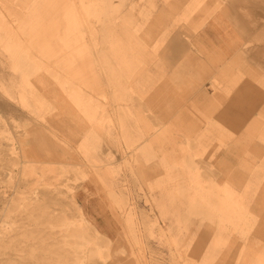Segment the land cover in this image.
Returning <instances> with one entry per match:
<instances>
[{
  "label": "rangeland",
  "instance_id": "rangeland-1",
  "mask_svg": "<svg viewBox=\"0 0 264 264\" xmlns=\"http://www.w3.org/2000/svg\"><path fill=\"white\" fill-rule=\"evenodd\" d=\"M90 1L97 13L85 19L83 4ZM36 2L24 14L18 0H0V49L16 53L9 67L10 53L0 52V99L17 111L0 108V232L14 227L19 232L5 236L10 238L30 223L29 232L9 244L19 249L15 262L0 251V264H264L260 1ZM164 12L168 25L158 24ZM74 13L80 25L73 24ZM221 18L232 32L224 46L205 49L198 34ZM151 26L158 31L153 37ZM42 62L58 71L56 80L39 75ZM203 69L209 74L197 77ZM232 110L254 112V123H241ZM28 112L43 118L37 117L38 124L47 120V129L21 115ZM95 162L109 165L112 185L99 179L106 178L105 170ZM212 162L219 171L246 176L238 204L216 198L223 182L216 183ZM153 171L157 178L150 181ZM82 187L85 221L104 240L69 230L81 220L71 197ZM37 192L54 196L60 203L52 209L72 220L42 223L40 235L35 221H41L42 203H30ZM225 201L239 215L234 221L246 226L235 228L232 218L223 217ZM162 208L172 217L166 223ZM13 220L18 223L11 226ZM63 227L66 233H55ZM30 244L43 248H26Z\"/></svg>",
  "mask_w": 264,
  "mask_h": 264
},
{
  "label": "bare ground",
  "instance_id": "bare-ground-1",
  "mask_svg": "<svg viewBox=\"0 0 264 264\" xmlns=\"http://www.w3.org/2000/svg\"><path fill=\"white\" fill-rule=\"evenodd\" d=\"M259 1H260V3L262 4V7H263L264 6V0H259ZM18 2H19L18 7H20L22 9V11L24 12V14L25 13L26 14H31L35 10L34 5L38 4V2L35 3V0H29V1L28 0H18ZM83 6H84V16H85V19H88L90 16L95 15L97 13L96 12L97 5L95 4L94 1H90L88 4L85 3V4H83ZM262 14H264V13H262ZM161 15L159 16L160 18H159V23L158 24H161L162 23L161 22V20H162ZM72 17H75V21L73 22V24L74 25H77V24L80 25L79 24V21L76 19L75 13L72 15ZM164 21H165V19H164ZM232 25H233V23H232ZM151 27H152V29L153 28L154 29L152 30L150 28L149 34H150V36L153 37L154 35H157L158 31H157V28L156 27H153V26H151ZM80 32H82V30ZM61 40H62V42H66L65 41V38H61ZM7 47L8 46H5V48L2 47V50L0 49V52L3 53L4 50H7V52L10 53L9 56L7 58H5V61H8V63H10L9 64V67L10 66L13 67L15 65L14 61L16 60V53L14 52L13 49L7 48ZM0 61H2V58L1 57H0ZM4 63H5V66L4 67H7L6 66V62H4ZM42 64L36 66L37 72H39V75L46 74V75L51 76L53 78V80H56L57 79L56 76L58 74V71L52 70L53 68H51V65H49V64L47 65V63L44 64V62H42ZM30 86H32V84H30ZM70 86H72V88L70 90L77 91V88H76V86L74 84H70ZM212 87H214V84H212ZM0 89H3L1 82H0ZM84 95H85L86 98L91 99L90 98V95L88 93L85 92ZM67 99L68 98L66 97V101H67ZM1 107H6L7 110L9 109L14 114L17 113V111H16V109H15L14 106H12L11 104H8L7 102L2 101L0 99V108ZM1 112L5 116H7V113L5 114L4 111H1ZM21 115L23 117H25L28 121H30L32 123H36V124H38L37 123V117L38 118H42L39 114H36L34 112L22 113ZM43 122H44V125H41V124H38V125H40V127H42L44 130H46L47 129L46 128V125L49 122L47 120H44ZM41 138H43V136ZM95 163H96V164H94V167L95 168H97V169L104 168V170H105V176H106V178L99 176V179L106 186L112 185L113 182L111 181V179L109 180V178L110 177L112 178L113 172L111 171L109 165H106L103 162H102V165L99 164L98 162H95ZM263 175H264V173H263ZM260 177L258 176L257 179H259ZM153 178L154 179L157 178V174L154 171L152 172L151 175H148V178L147 179L151 181V179H153ZM260 179H262V178H260ZM260 179L258 181H256L257 186H254L255 189H258V187L260 186V184H261V180ZM199 184H201V183H199ZM155 185H158L157 184V181H156V184ZM254 187H250V189L252 190V188H253V190H254ZM215 188L216 189H219L220 187L214 186V189ZM221 188H223V189H219L221 191H220L219 194H217L216 198H221V199H227L228 198L231 201H235V202L237 201V204H238V197L236 195V192L229 185H224ZM37 194L39 195V197H37L36 199H32L30 201V203L31 202H34L36 204H41L42 203V205H37V208L39 207V210L41 211V213L39 214V216H38V214H36L34 216V218H36V219H37V216H38V218L41 219V221H35L36 229H37V231H38V233L40 235L42 233V230L38 226H40L42 223H45V222H52L53 223L55 221V224L56 225H58V224L63 225L64 223H66V221L68 222V221H71L72 220L70 218L69 213L67 214L66 211H63L62 213H57V210L52 209L53 206L58 205L60 203L59 200H57L54 196L47 195L46 192H37ZM204 196H206V199H208L207 195H204ZM247 196H245L247 199L251 198L250 195H249L250 196L249 198ZM211 199L213 200L214 197H212ZM208 202H209V200H206L205 201V204L208 203ZM227 203H228V201H225L224 202V205L225 206H224V216L223 217L228 218V219H231L232 218L233 221L231 222V226H233L235 228H238L239 226H246L247 225L246 223L243 224V225H240L239 223H237L238 221H234L233 216L234 217H239V215L238 214H235L233 211L230 212L231 206H228ZM245 203L247 205V200H246ZM71 204L79 212L78 214H79V217H80L81 220H79L78 224L73 225V227H72V225L69 226V230H77V232H82V236L84 238L85 237L87 238L88 236H91L90 234H93L94 236L89 237V239L91 241H93V242L100 241L101 239L104 240L103 237L98 233V231L93 226H91L89 222H87L88 220L85 221L87 219V217L84 214V212L82 213L81 208H80L79 203H78V200H77V198H74V195H72V197H71ZM60 205H62V203ZM24 208H26V206H24ZM35 209H36V207H35ZM205 209H210V208L205 205ZM9 211H10V208H5L4 214H7ZM163 212H164V210L162 208L161 209V215H162V220H163L162 223H166L165 222V219L166 220H169L172 217H169V219H167L166 216H165V214ZM16 214L18 216L19 214H22V211L20 210V211L16 212ZM242 218H243V221H245V222L248 221V215L247 214H245V216H243ZM17 223H18V221L13 220V222H11L10 224H11V226L12 225L14 226ZM29 225H30V223H22L21 224L22 231H20V233L18 235L13 236V237H10V238L5 237V236L6 235L9 236L10 232H15V231L16 232H19L17 229H14V227H11L10 229L9 228L8 229H3L0 232V235H4V237L6 239L5 240L4 238L3 239L0 238V251H6L7 252L4 255L10 257V259H8L9 262H15L14 255H17L16 252L19 251V249H15L14 247H10L9 244H11V242L13 240H17L18 237H23L25 234H22V232H26V231L29 232V230H30V227H28ZM251 227H252V229L254 228L253 225ZM27 228H29V229H27ZM32 230L35 231V228L32 229ZM66 230H67V228H64L63 227V228H61V230H59L58 232H55V233H66ZM55 233H53V234H55ZM64 237H67V236H64ZM40 240H41V243H42L43 240L42 239H40ZM105 243H109V242L107 241ZM21 244L22 243H20V245ZM203 245L201 246V248L203 247ZM27 247H30V248L31 247H33V248H35V247L36 248H43L42 246L37 245V244H30L29 246H26V248ZM195 255L199 256L197 253Z\"/></svg>",
  "mask_w": 264,
  "mask_h": 264
},
{
  "label": "crops",
  "instance_id": "crops-1",
  "mask_svg": "<svg viewBox=\"0 0 264 264\" xmlns=\"http://www.w3.org/2000/svg\"><path fill=\"white\" fill-rule=\"evenodd\" d=\"M163 18L165 19V21L162 22V23H166L168 21V23H167V25H168L170 19H169V17L167 16V14L165 12L163 14ZM221 20H222V23L219 21V23L217 25L212 26L210 28L206 27L205 29L202 30V32H200L198 34L200 36V38L203 37L204 40H205V41L202 40L203 42H205L203 44L205 46V49L207 48V46H224L223 43H222V42H224L223 39H227L225 37L226 36L229 37V33L232 32V31L229 30L230 27H229L228 23H226V19L224 20L223 18H221ZM223 23H225V25L227 27L226 26H222L221 24H223ZM211 29L212 30L216 29L219 33H214V32L211 31ZM195 44H194L195 46L198 45L197 43H195ZM175 48L176 47H174V49ZM214 55H216V57H217V54H214ZM204 65L207 67V64H204ZM178 74L183 75L181 72L178 73ZM208 74H209V72L204 70V69L203 70H199L198 74H197V77L200 76V75H208ZM175 80H178V78H175ZM191 88H192V86H191ZM155 97L156 96H153L152 98L155 99ZM229 97L232 98L233 95H229ZM250 102H251V105H252V100ZM169 107H171V106H169ZM253 113L254 112H252V111L249 112V111L232 110V114L234 116L238 117L240 122L241 123L244 122V124L254 123V119L252 117ZM178 117L179 116H176V118H178ZM185 137H188V136H185ZM211 167H212V171H213V177L216 178V183L217 184H220V182H223L222 184H220L221 186L229 185V186L232 187V189L237 194H243L245 192V191L243 192L242 186L245 184L244 182H245L246 176L235 174L234 173L235 171H233V172H231V174H229L228 171L230 170V168H225V167H223V170L219 171V169L217 168V163H213L212 162L211 163ZM253 176L255 177V179H257L258 176L260 177V174L256 173ZM85 187H82V189L79 190L78 193H77V195H78L77 196V200H78V203L80 204V207L82 208V210H84V209H83V207H82L80 202L83 201L84 196L86 195L85 191H87V189ZM247 188L249 189L250 187L246 186V189ZM258 189H259V187H258ZM84 214L86 215L85 211H84Z\"/></svg>",
  "mask_w": 264,
  "mask_h": 264
}]
</instances>
